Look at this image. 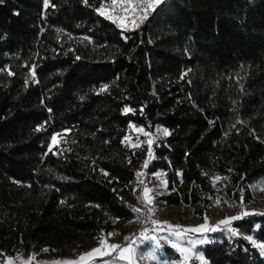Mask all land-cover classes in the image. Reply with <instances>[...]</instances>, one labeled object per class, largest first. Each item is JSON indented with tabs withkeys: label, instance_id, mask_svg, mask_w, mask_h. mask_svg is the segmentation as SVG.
Returning <instances> with one entry per match:
<instances>
[{
	"label": "trees",
	"instance_id": "1",
	"mask_svg": "<svg viewBox=\"0 0 264 264\" xmlns=\"http://www.w3.org/2000/svg\"><path fill=\"white\" fill-rule=\"evenodd\" d=\"M99 4L0 0V69L15 73L0 71V264L16 250L99 237L100 212L131 217L122 194H133L145 150L122 143L130 122L171 133L149 160L150 179L165 173L166 207L204 204L217 175L236 199L264 177V0H166L123 36ZM235 226L264 243V216ZM212 240L201 246L208 264H264L240 236Z\"/></svg>",
	"mask_w": 264,
	"mask_h": 264
},
{
	"label": "snow or ice",
	"instance_id": "2",
	"mask_svg": "<svg viewBox=\"0 0 264 264\" xmlns=\"http://www.w3.org/2000/svg\"><path fill=\"white\" fill-rule=\"evenodd\" d=\"M82 2L86 5L88 4V0H82ZM165 2L166 0H100L99 6L95 7L94 11L99 16L103 17L104 19L110 21L111 23L115 24L118 28H120L122 30V36H123V31H135V29L139 27V22L142 20H146L148 18L149 12H155L158 6ZM249 3L253 4L254 0H249ZM49 6H50V0H43V8L47 10ZM57 31L60 33L63 32V30L60 29H58ZM68 36L69 39H72L70 34H68ZM123 38L125 40L129 39V37L126 36ZM69 51H72V49H69ZM76 59L79 60L80 57L77 56ZM24 66L27 67V65ZM0 71H6L7 75L9 76L15 74L10 68L0 69ZM186 74L187 73H185V75ZM28 78H30L33 83L38 82L36 80V65H32V67L29 69ZM28 78H26L25 80L26 85L29 82ZM181 78H183V76ZM108 88H109L108 84H102L100 88L97 90V94L106 92ZM81 99H83V97H81ZM49 111H51V109H49ZM140 111L141 114H143V107L141 108ZM128 113L135 114V110L132 109L131 107L125 106L124 109L122 110V114L126 115ZM236 123L239 124L242 123V121L237 120ZM235 126H236L235 124L232 125L233 128H235ZM129 127L134 129L135 132L143 133L145 137H148V139L143 142L148 145V153H147L148 159L144 161V164L142 166L143 169H147L149 160L153 158V152H152L153 143L159 137H167L171 133L167 128L158 127L157 128L158 136L154 138L152 133L145 131L143 127H137L131 122L129 123ZM41 130H43V125H40L36 128V131H41ZM226 134L227 133H225V135ZM60 136L61 133H55L51 136L50 138L51 144L49 146V151L52 150V146L58 144V137ZM122 143H124L126 146H129L131 148L141 147V142L139 140L133 143L131 141L130 136L128 135H126L123 138ZM101 172L105 176L109 175L104 170H101ZM135 175L137 177V185L143 186L142 193L140 196L137 197V199L141 203L151 205L153 203L154 197L151 196L150 193L153 192V189L149 188L147 186V183L145 182V179H143L146 173L144 171H137ZM151 175L155 176L157 179L160 180L159 187L167 188L168 182L164 179H161L162 173H152ZM178 175H182V173H178ZM221 179L222 178L219 175L214 176L212 178V184L214 188L216 186V182L220 181ZM223 179L227 180V177H223ZM251 187L257 188V190L260 191H264V188H261L259 185H253ZM133 191H135V189H133ZM242 200H243V195H241V201ZM61 203H63V201H61ZM132 211L139 212L140 209L133 208ZM148 211L154 212L155 209L149 208ZM249 215L264 216V212L256 213V212L245 211L241 215L227 217L219 221L216 225H209L207 223V217H205L204 224L190 228H184L181 227L180 225H171L168 224L167 222H160L158 220L151 219V217L149 216L146 217V219L150 221L153 227L151 228L144 227L143 230L139 232V234L134 235L132 237H125L126 243L124 245L109 244L105 236L101 234L99 247L93 248L92 250L81 254L78 257V259L75 261L53 262V264H90V262L94 261L96 258L105 257V256H112V259L104 260L102 264H120L121 261L126 262V264H135L137 259V253H139L138 258L140 260L147 258L151 261H159L160 260L159 250L162 248L161 240H164L167 243H169L171 247L180 254L182 260L179 262V264H187L191 250L195 248L196 245L212 243L213 240L208 234L216 233V232H227L230 236H240L243 239L250 241L253 247L259 249L260 255L264 256V243H257L253 239V237L245 235L241 233L236 227H233L234 221L241 220L244 216H249ZM256 228H261V226L256 225ZM159 232H165L166 235L163 236L156 235V233ZM189 233L199 234V238L193 240L191 236L188 235ZM111 235L112 233H108L109 237ZM181 241H183V243H181ZM145 245H147V247L150 249L149 251H147V253H145L142 250L145 247ZM44 251H47V249H44ZM113 253H115V255H113ZM198 259L201 261V264H207V262L204 261V257L202 255H198ZM30 260L25 261L24 264H30ZM7 264H14V260L12 258H8ZM162 264H177V262L163 260Z\"/></svg>",
	"mask_w": 264,
	"mask_h": 264
},
{
	"label": "rangeland",
	"instance_id": "3",
	"mask_svg": "<svg viewBox=\"0 0 264 264\" xmlns=\"http://www.w3.org/2000/svg\"><path fill=\"white\" fill-rule=\"evenodd\" d=\"M142 21H140L139 24ZM152 135L154 138L158 136L157 128L152 133ZM128 136H130L131 141L133 143H135L137 140L141 142V147H143L145 150V156L143 161L148 159V145L146 143H143L148 139V137H145L143 133L135 132V130L132 128L131 133ZM161 138L163 137H159L158 139ZM59 139L60 137H58V140ZM158 139H156L155 141H157ZM155 173H162L161 179L166 180L165 173L163 171H157ZM221 178L222 179L220 181L216 182L215 188L212 184V189L202 195V198L206 199H204V204L196 205L193 207L188 206L186 204L166 207L158 198L160 195L165 194L167 192V189L159 187L160 180L157 179L155 176L151 175L150 188L153 189V192L150 193V195L154 197L153 202L158 203L160 205V222H167L171 225H180L184 228H190L204 224L205 217H207V223L209 225H216L219 221L227 217L241 215L245 211L256 213L264 212V191H260L257 190V188L251 187L253 185H259L261 188H264V177H260L253 183L248 184V195H244L243 193L242 201V193L238 195L239 199L232 197L227 192V190L230 188L228 181L223 179V177ZM230 191L234 193L235 189L230 188ZM132 196L133 194L131 196L126 195L124 193L122 194V197L126 202L129 203V205L131 203ZM197 210H199V213L197 212ZM99 217L101 218V233L97 238L92 239L87 236L80 235L72 239L61 240L58 242H47L37 253L25 250H16L11 256L7 257L5 261L7 262L8 258H12L14 260V264H24V262L29 261L30 258V264H53V262L75 261L81 254L100 246L101 234L105 236L109 244H119L122 232L125 229L133 227L137 224L136 220L133 217L122 221L119 219H115L103 212H100ZM235 222L236 221L233 222V227L237 228V226H235ZM108 233H112V235L109 237ZM159 233L161 234L160 236L166 235L165 232ZM221 234H225L227 236L229 235L227 232H216L208 235L213 239L215 237L217 238V236ZM188 235L191 236L193 240L199 238V234L189 233ZM181 243H183V241H181ZM161 245L162 248L159 250V261H151L147 258L140 260L138 258L139 253H137V259L135 264H162L163 260L176 261L177 264H179V262L182 260L180 254L175 249H173L169 243L164 240H161ZM201 246L202 245H196V247L191 250L187 264H191L192 262L201 264V261L198 259V255H202L204 257L201 251ZM44 249H47V251H44ZM142 250L147 253V251H149L150 249L147 247V245H145ZM113 255H115V253H113ZM111 259L112 256L98 257L94 261L90 262V264H102L104 260ZM204 261L207 262L205 257ZM120 264H126V262H120Z\"/></svg>",
	"mask_w": 264,
	"mask_h": 264
},
{
	"label": "built area",
	"instance_id": "4",
	"mask_svg": "<svg viewBox=\"0 0 264 264\" xmlns=\"http://www.w3.org/2000/svg\"><path fill=\"white\" fill-rule=\"evenodd\" d=\"M143 164L144 161L140 160L138 163H136L134 165V171L135 173L137 171H144L146 173L145 177H143V179H145V182L147 183V186L150 188L151 185V179H150V172H149V164L147 169H143ZM134 189L135 191H133V196L131 199V203H130V210H131V217H133L137 224L133 227H129L127 229H125L122 232V235L120 237V241L119 244L120 245H124L126 243L125 241V237H132L134 235L139 234L140 231L143 230L144 227H148L151 228L153 227L150 223L149 220L146 219V217H151V219H155L160 221L161 219V210H160V205L158 203L153 202L151 205H147L145 203H141L137 197L141 195L142 193V185L138 186L137 185V177L136 175L134 176ZM133 208H138L140 209L139 212H133L132 209ZM149 208H154L155 211L154 212H149L148 209ZM156 235L160 236V233H156ZM124 262V261H122ZM125 263V262H124Z\"/></svg>",
	"mask_w": 264,
	"mask_h": 264
},
{
	"label": "crops",
	"instance_id": "5",
	"mask_svg": "<svg viewBox=\"0 0 264 264\" xmlns=\"http://www.w3.org/2000/svg\"><path fill=\"white\" fill-rule=\"evenodd\" d=\"M122 262V261H121Z\"/></svg>",
	"mask_w": 264,
	"mask_h": 264
}]
</instances>
